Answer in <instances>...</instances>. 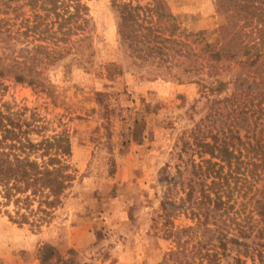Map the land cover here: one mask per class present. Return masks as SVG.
<instances>
[{
  "label": "rangeland",
  "instance_id": "rangeland-1",
  "mask_svg": "<svg viewBox=\"0 0 264 264\" xmlns=\"http://www.w3.org/2000/svg\"><path fill=\"white\" fill-rule=\"evenodd\" d=\"M82 1L89 36L43 70V86L0 79L2 99L22 111L39 139L69 138L76 171L48 223L20 224L0 207V264H185L182 253L169 255L172 232L194 224L198 207L186 192L193 185L199 199L207 189L211 176L201 171L212 166L204 159L217 162L213 169L222 165L224 189L233 183V160L202 143L228 150L236 130L243 136L247 129L252 142L254 133L264 144V115L256 112L247 123L232 112L233 95L264 86L254 87L243 55L210 58L206 44L219 47L225 22L215 0ZM33 14L26 0H0V52L10 41L18 49L46 35L39 29L51 16L34 30ZM55 29L56 23L49 32ZM217 78L224 82L219 88ZM249 146L239 145L240 169L247 149L260 154V146Z\"/></svg>",
  "mask_w": 264,
  "mask_h": 264
},
{
  "label": "trees",
  "instance_id": "trees-1",
  "mask_svg": "<svg viewBox=\"0 0 264 264\" xmlns=\"http://www.w3.org/2000/svg\"><path fill=\"white\" fill-rule=\"evenodd\" d=\"M26 1L34 9V18H38L30 28L37 30L43 19L51 16L50 23H43L39 33L46 32V35L38 41H29L18 49L15 42L6 43L8 49L0 52V79L10 76L18 82L43 86L47 79L43 70L61 59L74 46V41L89 36L85 32L88 6L82 0ZM215 5L225 22L218 29V39L222 40L219 47L215 48V43L206 44L210 58L218 61L224 56L223 59L232 60L238 54L243 55L242 65L247 75L252 76L254 87L264 86V0H215ZM54 23L56 29L51 31L54 39L49 40ZM73 35L78 36L71 38ZM47 36L48 39H44ZM216 80L217 88L221 87L224 82ZM233 98V115H242L239 122H247L256 112V117L264 115V89H246L243 96L233 95ZM237 132L239 129L233 135L237 142H232L228 150L215 141L202 143L227 153L230 163L233 160L235 165L229 171L233 183L227 185L229 189H224L222 165L213 169L217 162L204 159L212 166L201 171L204 177L211 176L207 189H201L199 199L193 197V185L186 192L187 199L192 198L191 202L198 207L192 211L194 224L172 232L176 247L169 255L182 253L179 261L185 264L195 258L207 259L212 264H264V196L261 195L264 183L261 188L256 186L259 180H264V144L259 143L254 133L252 142L247 129L243 136ZM240 144L261 149L260 154L254 152L250 156L247 149L244 153L247 165L243 169H240ZM70 152L67 136L57 133L50 139H39L33 123L23 117L21 110L12 109L0 95V207H4L12 221L34 225L50 222L76 177L68 159ZM210 155L218 153L211 149ZM239 196H247V199L238 200ZM10 205L12 212L8 209Z\"/></svg>",
  "mask_w": 264,
  "mask_h": 264
}]
</instances>
